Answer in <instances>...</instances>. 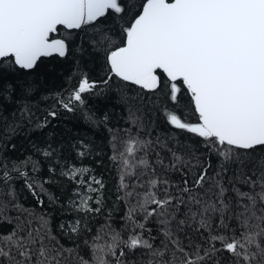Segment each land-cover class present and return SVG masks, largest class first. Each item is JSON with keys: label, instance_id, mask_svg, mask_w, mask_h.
Returning a JSON list of instances; mask_svg holds the SVG:
<instances>
[{"label": "snow or ice", "instance_id": "snow-or-ice-1", "mask_svg": "<svg viewBox=\"0 0 264 264\" xmlns=\"http://www.w3.org/2000/svg\"><path fill=\"white\" fill-rule=\"evenodd\" d=\"M74 52L102 58L106 78L76 58V86L51 97L59 107L74 112L115 78L156 97L166 124L197 143L153 139L129 107L110 137L112 205L104 176L52 143L0 153V264H264V0H0V118L11 103L32 123L34 74ZM48 117L54 106L34 128ZM76 147L83 161L88 145Z\"/></svg>", "mask_w": 264, "mask_h": 264}, {"label": "trees", "instance_id": "trees-1", "mask_svg": "<svg viewBox=\"0 0 264 264\" xmlns=\"http://www.w3.org/2000/svg\"><path fill=\"white\" fill-rule=\"evenodd\" d=\"M109 27L112 26L109 25ZM79 44V40L74 41V45L79 46ZM76 58L79 61V68L82 72H86L91 80L100 82L106 78L103 59L94 55L74 52L70 58L65 60L45 61L34 74L38 91L35 93L34 100L29 102V106L36 114L33 122L29 123L24 120L21 123L18 112L15 117L13 116L16 106L11 103L5 105L4 118H0V153L12 159L23 158L33 153V143H52L58 146L60 155L67 157L69 161L75 160L78 164L90 165L96 169L98 174L104 176L107 186V203L112 205L116 193L113 186L115 171L108 159L111 155L110 137L113 133L122 134L121 129L127 127L129 107L141 111L145 123L149 124L148 131L152 133L153 139L159 137L161 140H168L175 136L177 140L189 147L195 145L197 141L196 138L171 129L166 124L159 106H153L154 103H157L156 97L149 98L147 94L138 95V89H123L115 78L107 86L100 84V88L97 89L99 95L86 94L85 105L77 106L74 112H67L59 107L51 97L57 93H62L67 97L68 91L76 86L78 76H73L77 68ZM185 102L186 98H182L178 111L185 118L194 119L190 112L185 111ZM159 104H163L162 99L159 100ZM53 106L57 111L55 120L48 117V127L43 131L36 130L34 128L35 120L43 119ZM169 107L172 106L169 105ZM88 115H91L96 122L93 123V120L86 119ZM104 116H107V120L103 119ZM14 120L18 126L15 132H10L6 125L12 124ZM81 140L86 142L89 152L83 161H80L76 156V146ZM213 161H215V157H213ZM42 175H47L46 168ZM15 184L22 202L32 205L34 201L27 189L23 188V182L18 180ZM48 187L52 192H58L55 186L49 185ZM47 207L54 217L59 218L58 207L52 208L50 205ZM116 215L119 216V212ZM90 223L95 225L96 221L92 220Z\"/></svg>", "mask_w": 264, "mask_h": 264}]
</instances>
